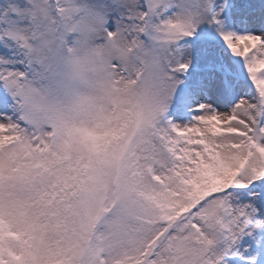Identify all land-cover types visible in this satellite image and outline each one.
<instances>
[{
    "label": "snow or ice",
    "instance_id": "snow-or-ice-1",
    "mask_svg": "<svg viewBox=\"0 0 264 264\" xmlns=\"http://www.w3.org/2000/svg\"><path fill=\"white\" fill-rule=\"evenodd\" d=\"M0 264H264V0H0Z\"/></svg>",
    "mask_w": 264,
    "mask_h": 264
}]
</instances>
